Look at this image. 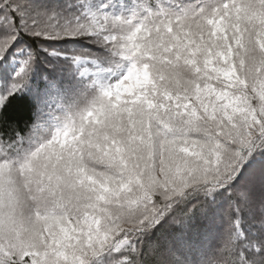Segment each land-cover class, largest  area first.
Listing matches in <instances>:
<instances>
[{"label":"snow or ice","instance_id":"6c2138e0","mask_svg":"<svg viewBox=\"0 0 264 264\" xmlns=\"http://www.w3.org/2000/svg\"><path fill=\"white\" fill-rule=\"evenodd\" d=\"M0 264H264V0H0Z\"/></svg>","mask_w":264,"mask_h":264},{"label":"trees","instance_id":"16d2710c","mask_svg":"<svg viewBox=\"0 0 264 264\" xmlns=\"http://www.w3.org/2000/svg\"><path fill=\"white\" fill-rule=\"evenodd\" d=\"M9 114L24 117L27 114L26 103L19 97L13 99L9 105Z\"/></svg>","mask_w":264,"mask_h":264}]
</instances>
